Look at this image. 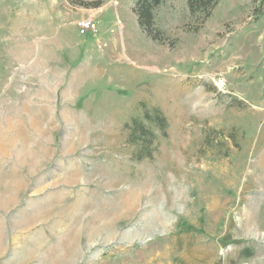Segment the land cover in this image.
<instances>
[{
    "label": "rangeland",
    "instance_id": "1",
    "mask_svg": "<svg viewBox=\"0 0 264 264\" xmlns=\"http://www.w3.org/2000/svg\"><path fill=\"white\" fill-rule=\"evenodd\" d=\"M134 2L0 0V264H264V0Z\"/></svg>",
    "mask_w": 264,
    "mask_h": 264
},
{
    "label": "trees",
    "instance_id": "2",
    "mask_svg": "<svg viewBox=\"0 0 264 264\" xmlns=\"http://www.w3.org/2000/svg\"><path fill=\"white\" fill-rule=\"evenodd\" d=\"M99 3V1H96L94 4L98 6ZM162 3L163 0H135L132 12L136 17L139 28L148 38L158 44H167L172 47L173 44L166 42L164 35L157 30L155 25V11ZM185 3L189 16L201 25L212 15L219 0H185ZM89 5H93V3ZM147 124H150V126H147ZM126 126L131 128V138L134 135L142 138L138 145L137 154L139 155L137 159L143 160L150 159L155 150L151 147L157 138L154 129L159 131L163 137L166 136L167 121L161 112L154 108L145 111L142 119H132L131 125L126 124ZM132 142L137 144L135 140Z\"/></svg>",
    "mask_w": 264,
    "mask_h": 264
},
{
    "label": "built area",
    "instance_id": "3",
    "mask_svg": "<svg viewBox=\"0 0 264 264\" xmlns=\"http://www.w3.org/2000/svg\"><path fill=\"white\" fill-rule=\"evenodd\" d=\"M76 27L80 35H96L98 33V24L92 19L80 20L76 23Z\"/></svg>",
    "mask_w": 264,
    "mask_h": 264
},
{
    "label": "bare ground",
    "instance_id": "4",
    "mask_svg": "<svg viewBox=\"0 0 264 264\" xmlns=\"http://www.w3.org/2000/svg\"><path fill=\"white\" fill-rule=\"evenodd\" d=\"M263 163H264V155H262V157L258 160L256 166H258V168H261L262 167L261 165H263Z\"/></svg>",
    "mask_w": 264,
    "mask_h": 264
}]
</instances>
